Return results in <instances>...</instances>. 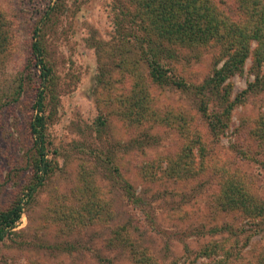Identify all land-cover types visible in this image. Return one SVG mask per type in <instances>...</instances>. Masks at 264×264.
Wrapping results in <instances>:
<instances>
[{
	"label": "rangeland",
	"instance_id": "1",
	"mask_svg": "<svg viewBox=\"0 0 264 264\" xmlns=\"http://www.w3.org/2000/svg\"><path fill=\"white\" fill-rule=\"evenodd\" d=\"M216 1L236 12V0ZM126 7L133 8L132 0H0L8 37L0 56V209L24 196L33 176L28 126L40 72L29 61L36 27L54 74L46 103L53 171L27 199L14 233L0 241V264H135L133 252L143 249L153 264H254L264 256V215L254 223L219 198L224 178H232L246 186L251 205L264 201V141L253 134L264 114V89L250 87L264 64L258 68L250 55L243 71L227 79L236 106L217 138L193 90L132 86L123 57L129 65L138 54L128 41L122 46L115 24ZM217 58L214 47L184 49L175 73L188 85H201ZM127 111L136 119L141 111L155 112L175 121V128L129 122ZM180 115L186 122L174 117ZM191 132L201 141L194 148L195 172L180 165L176 171L185 170L184 176L166 174L170 159L175 171L173 158ZM115 168L137 202L125 184L113 183ZM92 204L100 213L91 211ZM129 236L136 245L124 249L121 240Z\"/></svg>",
	"mask_w": 264,
	"mask_h": 264
},
{
	"label": "trees",
	"instance_id": "2",
	"mask_svg": "<svg viewBox=\"0 0 264 264\" xmlns=\"http://www.w3.org/2000/svg\"><path fill=\"white\" fill-rule=\"evenodd\" d=\"M236 2V12L233 14L231 11L222 9L216 0H132L133 8H120L115 22L122 46L128 41L127 45L130 44L138 54V57L129 65H127L128 58L123 57L124 67L126 69L130 67L129 70L134 77L135 82L132 86L135 88L145 86L144 88L148 89L149 85L155 84L176 87L184 91L193 90L197 98L195 99L196 106L207 120L210 132L217 138L223 135L231 119L232 109L236 106V100H231V86L225 84L227 79L243 71L250 55L258 68L264 64V0H236ZM55 6L52 7V11L55 10ZM51 13L47 12V16ZM39 32L40 28L36 27L30 46L29 61V65L40 72L33 103L34 114L28 126L29 134L33 139L35 155L31 164L33 176L25 186L24 196L16 197L9 207L0 209V241L14 233V228L24 213L27 199L34 196L53 171L52 162L47 154L49 142L46 103L48 94L52 92L54 74L53 68L46 60L45 47ZM6 34V20L0 12V56L7 44ZM202 46L214 47L218 50V66L203 84L188 85L175 73L174 64L179 60L182 50ZM144 76H146L147 84H144ZM250 87L251 89H264V73L257 75L256 81L250 84ZM137 98L139 102H143L142 93ZM213 100L220 106L216 111L211 107ZM125 115L129 117V122L155 120L175 128L172 124L175 121L168 117L160 118L155 112L141 111L136 115L138 120L133 118L128 111ZM174 117L179 122H186L184 115ZM255 122L253 134L264 141V114L256 118ZM101 124H105L104 120ZM183 129L181 128V131ZM190 135L192 132L186 136V144L179 155L173 158L175 171L170 170L172 168L170 159L171 166L168 167L166 174L181 173L184 176L185 170L176 171L177 166L180 165L195 172L193 169L196 165L194 148L201 141L192 140ZM148 142L145 141L142 144ZM200 149L204 151L205 146L200 144ZM108 153L106 151L105 158L109 163L113 161V155ZM105 158L100 157L97 161L105 162ZM111 173L113 183L125 184V192L130 195L133 203L137 202L140 197L131 189V184L121 177L118 169H111ZM219 200L222 204L225 203L227 210L238 209L254 223H259L264 215V201H257L256 204L251 205L254 198L246 190L242 181L224 178ZM92 209L94 214L100 213L99 208L94 204H92ZM99 218L100 215L97 214L95 219ZM121 241L124 249L128 246L133 247V244L136 245L131 236L124 237ZM134 257H136L135 264H153L151 254L144 249L139 252L134 251ZM254 264H264V256L256 260Z\"/></svg>",
	"mask_w": 264,
	"mask_h": 264
}]
</instances>
